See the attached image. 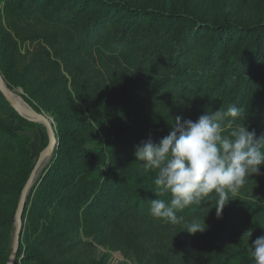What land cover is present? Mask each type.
Returning a JSON list of instances; mask_svg holds the SVG:
<instances>
[{"label":"trees","instance_id":"obj_1","mask_svg":"<svg viewBox=\"0 0 264 264\" xmlns=\"http://www.w3.org/2000/svg\"><path fill=\"white\" fill-rule=\"evenodd\" d=\"M3 3L7 26L14 20L39 18L63 31L51 36L50 41L55 49L53 57L63 59L65 72L71 62L99 53L122 64L139 82L136 90L113 93L109 100L108 91L103 85H94L87 71L77 81L80 69L76 67L70 85L72 95L60 65L47 52H43L42 59L32 60L23 79H16L9 71L3 73L9 84L26 90L35 110L50 113L57 122V150L34 196H28L24 210L26 224L17 256L23 244H28L24 258L27 264H85L52 258L50 253L55 249L74 253L83 234L130 228L136 230L133 234L144 237L162 225L173 226L150 214V200L161 198L167 202L171 194L159 197L155 193V172L145 170L143 162L136 160L135 149L128 146L137 134L153 131L159 143L169 134L177 116L195 121L210 111H226L235 105L243 108L244 115L234 123L254 130L257 138L264 136L263 11L249 20L207 16L195 3L178 6L168 0ZM0 36L5 45H13L10 33L0 31ZM6 57L7 51L1 49V61ZM48 68L60 73L54 71L48 79H41ZM96 100H101L99 107L104 100L114 107L98 118ZM80 103H84L86 111ZM0 111H6L12 119L11 124L0 122V156H9L17 167L7 173L6 188L14 189L19 184V194L33 171L29 139L19 133L24 126L33 125L12 108L1 92ZM87 114L95 125L89 123ZM105 122L117 123L118 135L107 141L95 130L103 128ZM262 181L264 165L259 175L246 178L252 186ZM3 186L0 176V187ZM215 195L213 191L176 214L183 217L179 225L185 231L193 220L205 221L208 226L194 235L195 245H201L208 256L203 264H233L248 250L225 254L219 247L217 230L222 216L217 217ZM14 220L15 215L0 216V231L10 230ZM235 229L233 225L228 231L233 235ZM5 252L8 255L7 249Z\"/></svg>","mask_w":264,"mask_h":264},{"label":"rangeland","instance_id":"obj_2","mask_svg":"<svg viewBox=\"0 0 264 264\" xmlns=\"http://www.w3.org/2000/svg\"><path fill=\"white\" fill-rule=\"evenodd\" d=\"M168 2L169 4L178 6L185 2L195 3L203 12L207 13V16L216 15L221 18L226 15L232 19L244 17L251 20L260 11L264 12V0H168ZM3 5V0H0V31L5 30L10 33L14 43L11 47L9 44L5 45L4 37L0 36V73L8 89L18 96L27 107L35 110L29 104L31 99L26 90L9 84L3 73L9 71L15 74L16 79L27 77L24 74V70L31 65L32 60L42 59L43 52L51 54V60L60 65L61 73L64 75L65 80L69 82L67 87L72 95L74 91L70 85L71 80L75 76L73 68L76 67L80 69L78 74H76L78 75L76 80L81 81L84 77L83 71H87L89 73L87 77L94 78V81H92L94 85H103L102 87L108 91L109 100L113 99V93L118 92V95H121L126 91H134L139 86V82L132 76L130 70L115 60L101 56L99 53L85 55L82 56L80 61L71 62L68 71L65 72L63 70V59L53 57L55 49L52 46L53 42L50 41L51 36L63 31L39 18L14 20L11 26H7L4 19ZM62 45H64V42ZM4 48L7 51L8 57L1 61V49ZM10 54H12V57L9 56ZM54 71L57 74L60 73L57 69L48 68L42 73L40 78L46 80ZM32 75L35 76L36 73H32ZM114 88L115 90H113ZM100 101L96 100L95 103V108L98 109V113L96 114L98 118L105 116L106 112L114 107L106 100L99 107L97 104ZM32 104L37 107L33 101ZM79 105L86 111L84 103H80ZM89 106L91 107V102ZM35 111L38 112L37 110ZM17 113L33 125L24 126L23 131L19 134L29 139V149L34 169L39 163L41 153L49 144L47 128L45 125L31 118H27L19 112ZM38 113L45 115L51 121L57 137V122L54 116L45 111ZM87 118L89 119V123L95 125L90 114H87ZM0 122L12 123V119L8 117L6 111H0ZM15 124H19L18 121ZM116 126L117 123L108 124V122H105L103 128L98 126V129L95 130L102 136L103 141H107L110 136L118 135ZM128 132L130 133V131ZM144 137L147 138L144 139ZM149 137L156 142L153 131L146 130L145 134H137L128 146L136 150V146ZM54 154L41 162L28 196H34L38 181L49 166ZM2 166H4V169H2ZM15 168L17 167L9 156H0V176L4 185L0 187V216L15 215V220L10 227L11 229L0 231V264L8 263L13 248V239L17 225L16 212L22 194V190L18 194L19 184L14 189L9 190L6 188V184L8 183L7 173L15 170ZM15 179L16 177L12 178L11 183ZM228 198L231 200H229L223 209L221 224L217 230V243L225 254L234 250L247 251L256 238L264 235V181L259 184L254 183L253 186L250 183H245L236 195L233 196L229 193ZM214 200L218 201V194L215 195ZM25 224H23V232ZM233 225L236 226V229L232 235L228 230ZM249 230H252L251 237L245 235ZM134 232L136 230L130 228L124 230L108 228L102 232L88 236L83 234L79 238V246L74 253L65 251L64 249H55L50 251V253L52 258L56 256V259L66 262L85 264H160L162 262H166L167 264H203L205 257H208L203 248L200 247L199 242V246L195 245V236L186 232L185 228L179 224L173 226L162 225L152 234L144 237L139 234L135 235L133 234ZM65 240L68 241L69 238L67 237ZM27 248L28 244H23V249L21 254L17 256L15 264H27L24 261ZM5 249H7L8 255ZM36 250L40 249L37 247ZM43 252L46 253V250L44 249ZM233 264H254V261L251 260L248 253L236 258Z\"/></svg>","mask_w":264,"mask_h":264},{"label":"clouds","instance_id":"obj_3","mask_svg":"<svg viewBox=\"0 0 264 264\" xmlns=\"http://www.w3.org/2000/svg\"><path fill=\"white\" fill-rule=\"evenodd\" d=\"M243 108L230 105L201 115L195 121L177 116L169 134L159 143L149 137L136 146V160L145 170L155 172V193L171 194V200H150V214L173 225L183 221L176 213L199 203L213 191L218 194L217 217H221L233 196L245 185L246 178L259 175L264 165V136L257 138L254 130L235 124L243 117ZM231 118V119H229ZM226 122V123H225ZM204 223L193 220L186 231L195 235L206 231ZM252 236V230L245 233ZM244 235V236H245ZM254 264H264V235L248 247Z\"/></svg>","mask_w":264,"mask_h":264},{"label":"water","instance_id":"obj_4","mask_svg":"<svg viewBox=\"0 0 264 264\" xmlns=\"http://www.w3.org/2000/svg\"><path fill=\"white\" fill-rule=\"evenodd\" d=\"M5 87H6L5 81L0 73V92L5 97L7 102L21 115L27 118H31L32 120L37 121V122L43 121L47 128V133L49 136V144L47 148L41 153L40 158H39V163L33 169L30 175V178L27 184L25 185L22 191V194H21L18 208H17V212H16V224L17 225H16V231H15L14 239H13V248H12L8 263H7V264H15V261H16V258L19 252V248L21 245V236L23 232V215H24L28 193L36 179L41 162H43L44 160L49 158V156L55 153L59 142L57 140L56 133L52 126L51 121L45 115L40 114L36 112L35 110L29 107H25L21 105L20 103H18L7 93V91L5 90Z\"/></svg>","mask_w":264,"mask_h":264},{"label":"bare ground","instance_id":"obj_5","mask_svg":"<svg viewBox=\"0 0 264 264\" xmlns=\"http://www.w3.org/2000/svg\"><path fill=\"white\" fill-rule=\"evenodd\" d=\"M5 90L7 91V93L14 99V100H16L18 103H20L21 105H23V106H25V107H27L26 106V104L18 97V96H16L15 94H13L9 89H8V87H7V85H6V87H5ZM40 124H42V125H45L44 124V122L43 121H38Z\"/></svg>","mask_w":264,"mask_h":264}]
</instances>
